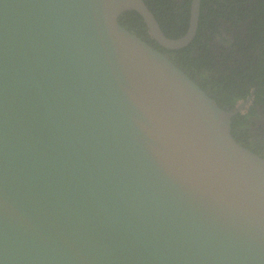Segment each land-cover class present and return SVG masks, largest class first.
Masks as SVG:
<instances>
[{
    "label": "water",
    "instance_id": "water-1",
    "mask_svg": "<svg viewBox=\"0 0 264 264\" xmlns=\"http://www.w3.org/2000/svg\"><path fill=\"white\" fill-rule=\"evenodd\" d=\"M144 0H0V264H264V159L119 25ZM249 99H247V102Z\"/></svg>",
    "mask_w": 264,
    "mask_h": 264
},
{
    "label": "trees",
    "instance_id": "trees-1",
    "mask_svg": "<svg viewBox=\"0 0 264 264\" xmlns=\"http://www.w3.org/2000/svg\"><path fill=\"white\" fill-rule=\"evenodd\" d=\"M144 3L166 38L176 40L186 33L191 0ZM118 22L167 54L219 107L232 112L239 102L250 97L243 110L231 117V134L264 159V123L255 122L264 115V0H200L195 37L176 50H166L153 41L135 12L124 13ZM226 34L232 37L231 42L224 38Z\"/></svg>",
    "mask_w": 264,
    "mask_h": 264
},
{
    "label": "flooded vegetation",
    "instance_id": "flooded-vegetation-1",
    "mask_svg": "<svg viewBox=\"0 0 264 264\" xmlns=\"http://www.w3.org/2000/svg\"><path fill=\"white\" fill-rule=\"evenodd\" d=\"M178 1V0H177ZM191 3H192V0H191ZM191 3H190V9H191ZM199 9H200V7H199ZM191 11V10H190ZM190 15H191V13H189V19H190ZM158 23V22H157ZM159 25V24H158ZM188 26H189V21H188ZM197 26H198V22H197ZM146 27V26H145ZM188 29V28H187ZM221 29H223V28H221ZM147 30V29H146ZM197 30V29H196ZM148 32V31H147ZM149 35V34H148ZM195 37V36H194ZM193 37V38H194ZM151 38V37H150ZM192 38V39H193ZM224 38L227 40V41H229V42H231L232 41V37L231 36H228L227 34L226 35H224ZM152 39V38H151ZM192 39H191V41H192ZM153 40V39H152ZM214 40V42L215 43H219V39L218 38H214L213 39ZM154 41V40H153ZM190 41V42H191ZM189 42V43H190ZM158 44V43H157ZM159 45V44H158ZM188 45V44H187ZM160 46V45H159ZM160 47H162V46H160ZM185 47V46H184ZM163 48V47H162ZM183 48V47H182ZM165 49V48H164ZM180 49V48H179ZM166 50H168V49H166ZM167 55V54H166ZM247 99H249L250 100V97H248ZM247 99L245 100V101H241V102H239L237 105H239L240 103H245V105L247 104L246 102H247ZM237 105H236V107H237ZM245 105L243 106V107H245ZM236 107H235V109H236ZM243 107H242V109H241V111L243 110ZM240 111V112H241ZM255 122L257 123V124H260V125H263V123H264V115H260L259 116V118L257 119V120H255ZM263 127V126H262Z\"/></svg>",
    "mask_w": 264,
    "mask_h": 264
},
{
    "label": "rangeland",
    "instance_id": "rangeland-1",
    "mask_svg": "<svg viewBox=\"0 0 264 264\" xmlns=\"http://www.w3.org/2000/svg\"><path fill=\"white\" fill-rule=\"evenodd\" d=\"M227 26H223V28H226Z\"/></svg>",
    "mask_w": 264,
    "mask_h": 264
}]
</instances>
